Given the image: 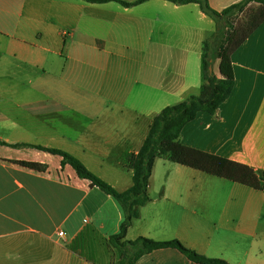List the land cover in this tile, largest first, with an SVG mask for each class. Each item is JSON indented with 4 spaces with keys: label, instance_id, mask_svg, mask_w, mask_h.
<instances>
[{
    "label": "crops",
    "instance_id": "1",
    "mask_svg": "<svg viewBox=\"0 0 264 264\" xmlns=\"http://www.w3.org/2000/svg\"><path fill=\"white\" fill-rule=\"evenodd\" d=\"M97 1L0 0V90L47 96L16 110L0 105V264H120L126 253L110 237L124 220L121 204L34 146L71 154L125 192L133 185L125 155L140 151L164 108L200 94L215 22L199 4ZM208 1L222 11L242 0ZM215 73L235 80L233 93L217 115L188 123L181 143L264 176V22L241 45L231 40ZM6 79L24 87L5 89ZM148 191L126 240L177 239L208 258L264 264V191L166 158ZM135 264L196 263L165 248Z\"/></svg>",
    "mask_w": 264,
    "mask_h": 264
},
{
    "label": "trees",
    "instance_id": "2",
    "mask_svg": "<svg viewBox=\"0 0 264 264\" xmlns=\"http://www.w3.org/2000/svg\"><path fill=\"white\" fill-rule=\"evenodd\" d=\"M100 2L97 0H89ZM145 1V0H141ZM140 1V2H141ZM177 5L199 4L201 10L215 22V31L204 41L201 58L202 85L198 96L164 108L154 119L148 136L138 153H127L125 165L133 171V185L125 192H118L109 183L91 172L84 163L71 154L41 146L38 149L59 155L63 164L71 165L78 176L89 180L91 185L105 194L114 197L122 206L124 220L120 231L110 237L111 244L125 251L120 264H135L145 254L155 250L173 248L183 253L196 264H230L224 259L208 258L186 247L180 240L156 241L140 237L134 241L126 240L127 233L135 219L140 216V208L151 201L149 184L153 167L158 158H166L203 173L239 183L257 191H264V176L254 169L189 148L181 143L184 127L201 112L217 115L220 106L226 102L235 88L233 78H219L215 66L221 62L227 45L233 39L236 46L241 45L264 22V0H242L222 11L214 10L208 0H167ZM129 6L130 4L124 3ZM0 144H6L0 140ZM15 146H28L18 144ZM23 167L45 171L41 164L19 162Z\"/></svg>",
    "mask_w": 264,
    "mask_h": 264
},
{
    "label": "rangeland",
    "instance_id": "3",
    "mask_svg": "<svg viewBox=\"0 0 264 264\" xmlns=\"http://www.w3.org/2000/svg\"><path fill=\"white\" fill-rule=\"evenodd\" d=\"M5 89L10 86H24L19 82H12L10 79L3 80ZM47 100L46 94L43 90H0V105L5 109H15L18 103H29L32 101ZM20 113L21 112H16ZM163 181V177L158 179V182Z\"/></svg>",
    "mask_w": 264,
    "mask_h": 264
},
{
    "label": "built area",
    "instance_id": "4",
    "mask_svg": "<svg viewBox=\"0 0 264 264\" xmlns=\"http://www.w3.org/2000/svg\"><path fill=\"white\" fill-rule=\"evenodd\" d=\"M59 235H60V236H63V235H64V233H63V232H60V233H59Z\"/></svg>",
    "mask_w": 264,
    "mask_h": 264
}]
</instances>
